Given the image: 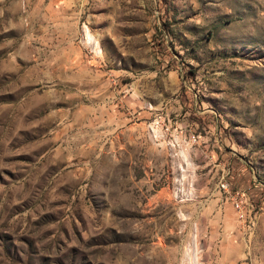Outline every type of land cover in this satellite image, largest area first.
<instances>
[{
    "label": "rangeland",
    "instance_id": "obj_1",
    "mask_svg": "<svg viewBox=\"0 0 264 264\" xmlns=\"http://www.w3.org/2000/svg\"><path fill=\"white\" fill-rule=\"evenodd\" d=\"M0 264H264V0H0Z\"/></svg>",
    "mask_w": 264,
    "mask_h": 264
},
{
    "label": "built area",
    "instance_id": "obj_2",
    "mask_svg": "<svg viewBox=\"0 0 264 264\" xmlns=\"http://www.w3.org/2000/svg\"><path fill=\"white\" fill-rule=\"evenodd\" d=\"M223 187L227 188V185L223 184ZM233 201L239 212V216L244 217V209H243L242 202L240 201V199L237 196H233Z\"/></svg>",
    "mask_w": 264,
    "mask_h": 264
}]
</instances>
